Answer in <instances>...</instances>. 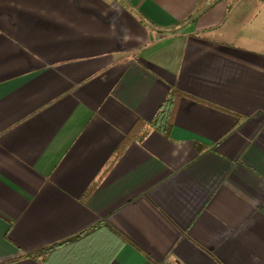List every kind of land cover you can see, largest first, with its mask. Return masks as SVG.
Instances as JSON below:
<instances>
[{
  "label": "crops",
  "instance_id": "crops-1",
  "mask_svg": "<svg viewBox=\"0 0 264 264\" xmlns=\"http://www.w3.org/2000/svg\"><path fill=\"white\" fill-rule=\"evenodd\" d=\"M172 89L166 137L148 124ZM11 259L264 264V0H0Z\"/></svg>",
  "mask_w": 264,
  "mask_h": 264
},
{
  "label": "trees",
  "instance_id": "trees-1",
  "mask_svg": "<svg viewBox=\"0 0 264 264\" xmlns=\"http://www.w3.org/2000/svg\"><path fill=\"white\" fill-rule=\"evenodd\" d=\"M143 20L145 22H147L149 25H152V23L147 21L146 19L143 18ZM184 97H189V96L186 93H184V92H182V91H180L178 89H172L171 91H169V93L166 95V97L164 98L163 102L161 103V105H160L155 117L148 124V126L150 128H152L153 130L163 134L164 136L169 137L171 128L174 125V120H175L178 104L181 101V99H183ZM146 125L147 124L143 120H141V119L136 120L134 125L129 130L128 134L123 139V142L119 146V148L117 150V153L115 154V159L118 157V155L121 153V151L123 149H125V147L132 140L136 139V137L138 136L137 135L138 132H141L142 129ZM196 148H197L199 154L204 150L200 145H197ZM95 187H96L95 184H93L88 189V191L86 192L85 197H89L91 195V193L95 190ZM93 228L94 227H92L90 229H93ZM83 233H86V230H85V232H81V234H83ZM64 243L65 242H61L59 244H53L51 246L42 247V248H39V249H37V250H35L33 252L22 254L16 259H19V258H31V259H34V258H38V257L44 256V255L48 254L54 247L60 246V245H62ZM14 260L15 259H11V260H8V261L3 262L1 264H9V263H11Z\"/></svg>",
  "mask_w": 264,
  "mask_h": 264
}]
</instances>
